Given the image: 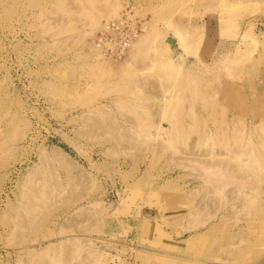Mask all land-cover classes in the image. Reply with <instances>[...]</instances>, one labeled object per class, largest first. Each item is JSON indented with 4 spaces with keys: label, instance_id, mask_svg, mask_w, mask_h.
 <instances>
[{
    "label": "rangeland",
    "instance_id": "374dc122",
    "mask_svg": "<svg viewBox=\"0 0 264 264\" xmlns=\"http://www.w3.org/2000/svg\"><path fill=\"white\" fill-rule=\"evenodd\" d=\"M0 264H264V0H0Z\"/></svg>",
    "mask_w": 264,
    "mask_h": 264
},
{
    "label": "built area",
    "instance_id": "2783aa9c",
    "mask_svg": "<svg viewBox=\"0 0 264 264\" xmlns=\"http://www.w3.org/2000/svg\"><path fill=\"white\" fill-rule=\"evenodd\" d=\"M143 23L132 11L125 10L118 17L103 22L92 37V42L105 59H121L141 34Z\"/></svg>",
    "mask_w": 264,
    "mask_h": 264
},
{
    "label": "bare ground",
    "instance_id": "6f19581e",
    "mask_svg": "<svg viewBox=\"0 0 264 264\" xmlns=\"http://www.w3.org/2000/svg\"><path fill=\"white\" fill-rule=\"evenodd\" d=\"M140 36V35H139ZM139 36L136 38V40L134 41V42H136L137 41V44L139 43V44H141V43H143V40H142V38L141 39H139ZM146 38V36L145 37H143V39H145ZM134 42L132 43V44H134ZM178 42V41H177ZM93 43V42H92ZM132 44H131V46H132ZM136 45V44H135ZM142 45V44H141ZM94 46V45H93ZM139 47V46H138ZM137 47V48H138ZM131 48V47H130ZM134 48V47H133ZM94 49L96 50V52H98L99 53V51L95 48V46H94ZM135 49V48H134ZM135 53H136V51H135ZM100 54V53H99Z\"/></svg>",
    "mask_w": 264,
    "mask_h": 264
}]
</instances>
